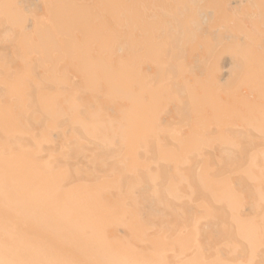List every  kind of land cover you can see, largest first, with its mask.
<instances>
[{
  "label": "bare ground",
  "instance_id": "bare-ground-1",
  "mask_svg": "<svg viewBox=\"0 0 264 264\" xmlns=\"http://www.w3.org/2000/svg\"><path fill=\"white\" fill-rule=\"evenodd\" d=\"M0 264H264V0H0Z\"/></svg>",
  "mask_w": 264,
  "mask_h": 264
}]
</instances>
